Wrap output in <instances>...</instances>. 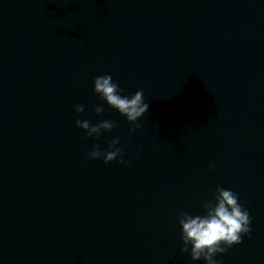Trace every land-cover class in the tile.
Masks as SVG:
<instances>
[{
    "label": "water",
    "instance_id": "water-1",
    "mask_svg": "<svg viewBox=\"0 0 264 264\" xmlns=\"http://www.w3.org/2000/svg\"><path fill=\"white\" fill-rule=\"evenodd\" d=\"M105 74L144 93L133 134ZM115 137L127 166L88 158ZM217 186L251 232L215 259L264 264V0H0V264H204L178 217Z\"/></svg>",
    "mask_w": 264,
    "mask_h": 264
},
{
    "label": "clouds",
    "instance_id": "clouds-1",
    "mask_svg": "<svg viewBox=\"0 0 264 264\" xmlns=\"http://www.w3.org/2000/svg\"><path fill=\"white\" fill-rule=\"evenodd\" d=\"M93 93L99 97L109 108L132 125L129 134L135 133L139 124L137 121L148 110V104L144 101V93L137 90L132 95H125L110 74L95 77L93 79ZM76 113H83L84 106L78 104L74 107ZM104 111L103 105L94 108L99 116ZM76 127L86 133L85 139H99L102 133L111 132L115 122L104 120L91 126L88 120L77 119ZM119 138L115 137L108 143V150H100L98 145H93V150L88 153L91 160L101 159L105 165L116 160L127 166L123 160V151L117 145ZM215 165H210V171H215ZM202 214H190L181 212L178 217L180 239L182 246L180 253L187 254L191 261H203L204 264H220L215 259L217 255L226 253L234 245L241 243L242 237L250 238L251 219L246 208L239 203L238 195L230 190L217 186L211 200L202 204Z\"/></svg>",
    "mask_w": 264,
    "mask_h": 264
}]
</instances>
